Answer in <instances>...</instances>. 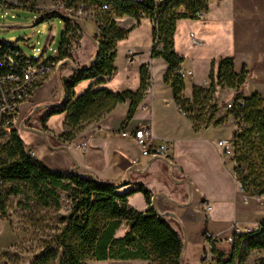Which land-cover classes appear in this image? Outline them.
<instances>
[{"label":"trees","instance_id":"1","mask_svg":"<svg viewBox=\"0 0 264 264\" xmlns=\"http://www.w3.org/2000/svg\"><path fill=\"white\" fill-rule=\"evenodd\" d=\"M210 1L163 0L156 5L153 0L140 4L125 0H86L93 6L107 3L113 12L97 10L94 18L99 33L90 38L95 52L92 61L84 68L72 66L69 62L73 59L72 43L79 40L85 30L78 18L61 17L65 30L57 56L45 61L52 64L60 62L58 70H71V76L61 80V103L48 113V117L65 115L66 130L57 140L71 143L87 125L101 121L120 104L129 105L124 122L132 120L149 88L148 65L140 67V87L135 93L112 92L100 86L114 76L116 44L128 34V30L116 26L115 19L129 17L139 20L142 16L155 26L150 58L167 64L163 81L172 89L178 110L192 122L196 132L206 129L218 111L214 100L217 91L223 88L233 90L232 108L228 110L225 106V109L236 128L231 138L234 180L249 198L264 199V100L258 94L249 98L242 96L248 73L242 70L236 74L233 61L221 59L211 64L207 88L194 87L191 100L183 96L184 81L178 74L183 59L173 47L175 23L179 20H203ZM72 4L70 2L68 6L72 7ZM40 14L36 24L58 16L56 11ZM85 81L93 83L75 96L74 89ZM223 120L216 121L214 125H221ZM31 153L15 133L0 144V190L6 185H25L31 191L32 199L26 196L25 204L18 206L28 211L27 220L35 230L50 232L37 241L39 254L29 264H87L88 261L184 264L181 235L156 214L150 206L151 193L143 186L120 192L124 184L103 183L87 174L51 172L42 163L33 161ZM12 193L18 195L19 192L14 190ZM136 193H140L149 205L147 211L138 212L129 207L128 199ZM31 201L36 205L35 210L29 206ZM0 203V217L4 219L6 210ZM42 210L47 211L44 216H40ZM49 212L54 214L50 219L52 226L50 222L46 224ZM211 248L217 264H235L236 260L243 262L250 251H264V219L249 234L235 237L231 253L219 252L213 244ZM5 255H2L3 260ZM14 259L19 264L20 260Z\"/></svg>","mask_w":264,"mask_h":264},{"label":"crops","instance_id":"2","mask_svg":"<svg viewBox=\"0 0 264 264\" xmlns=\"http://www.w3.org/2000/svg\"><path fill=\"white\" fill-rule=\"evenodd\" d=\"M115 23L119 29L128 30V34L116 44L114 76L100 87L112 92L135 93L140 87V67L147 64L150 84L144 100L131 121L124 122L128 103L117 105L101 121L87 125L71 143L57 140L66 130L65 115L52 117L45 123V130L57 145L51 152L39 147V156L50 160L59 155L64 172L76 166L77 174L92 175L103 183L112 181V185L124 184L120 192L143 186L151 193L150 206L156 214L181 235L184 264L201 263L210 244L205 235L217 239L215 249L219 251L233 225L252 231L264 219L261 199H251L238 190L232 158L221 156L216 147L218 140L232 138L236 130L225 109L233 101L234 92L227 88L217 91L214 100L218 111L206 129L196 132L192 122L178 110L172 89L163 81L167 64L150 58L154 40L150 20L122 17L115 19ZM82 38L78 40L80 44ZM173 47L183 59L181 69L192 73L184 80L185 99L191 100L194 87L209 86L213 62L231 59L236 74L242 70L248 73L242 96L249 98L258 94L264 100V0L210 1L203 20L175 23ZM94 52L91 46H86L81 57L69 63L87 67ZM61 72L65 75L59 77L60 86L62 79L71 76V70L57 69L50 76ZM92 83H80L74 89L75 96ZM39 89L23 106L39 102L35 98ZM219 101L224 102L221 107ZM221 119H224L221 125H214ZM146 126L151 127L155 144L165 142L169 146L168 161L140 157L134 141L120 136ZM82 143H86L85 149L79 148ZM31 151L35 156V151ZM56 151L62 152L53 153ZM39 156H35L37 161ZM134 160L137 161L135 165L132 164ZM128 205L138 212H145L149 207L140 193L132 195Z\"/></svg>","mask_w":264,"mask_h":264},{"label":"rangeland","instance_id":"3","mask_svg":"<svg viewBox=\"0 0 264 264\" xmlns=\"http://www.w3.org/2000/svg\"><path fill=\"white\" fill-rule=\"evenodd\" d=\"M41 10L29 11V10H16L12 13H8L4 18L0 14V42L19 49L26 57L30 59L42 58L47 61L54 59L57 56V50L61 42L62 34L65 30V26L61 17L74 16L80 20L81 25L85 30V34L82 35L83 42L80 44L78 40L72 43V57L77 60L86 50V46H91L92 51H95L94 45L88 38H93L96 30L95 15L97 13L96 6L88 5L86 11L81 16H75L71 11H64L58 9L57 15L48 21L36 24L40 13L50 12V7L57 6L54 0L41 1L39 3ZM47 9V10H46ZM65 75L61 73H55L53 77H50L45 84L40 86L35 96L36 104L28 107L22 105L19 108L21 118L17 123V135L26 149L35 151V156H39V147L41 150L52 151V147L57 145L51 136L45 130V123L52 119L54 116L48 117V113L51 109H55L62 101V91L59 85V77ZM51 76V75H50ZM224 102L219 101L218 104L221 107ZM228 103V102H226ZM21 126H23L21 128ZM62 151H56L53 153H59ZM72 160L71 156H68ZM39 160L43 162L47 169L51 172H64L60 166L61 157L56 155L50 160L45 156H39ZM38 160V162H40ZM41 163V162H40ZM112 184V181L109 182ZM17 190L18 195L12 192ZM32 199L31 191L25 185H6L0 190V202L4 204L6 210V217L3 219L0 217V264H16L15 261L18 258L19 264H29L30 261L39 254L37 250V241L42 235H47L49 231H38L27 220L28 211H24L18 205L25 204V198ZM1 204V203H0ZM260 204L264 207V199H261ZM31 210H35L36 205L33 201L29 203ZM46 210L40 211L44 216ZM64 214L65 212H59ZM53 212L47 214L46 224L52 226L50 219L53 217ZM54 222V221H53ZM47 226L43 225L42 227ZM34 235V236H33ZM33 236V237H32ZM43 238V237H42ZM35 239V241H34ZM225 242V240H224ZM219 252L224 254L231 253V249L228 244L223 243V246L219 248ZM5 255V259H2V255ZM203 255V254H202ZM7 258V259H6ZM87 264H149L144 261L135 262H93L88 261ZM185 264H202L200 261ZM235 264H264V251L253 250L250 251L243 262L235 261Z\"/></svg>","mask_w":264,"mask_h":264},{"label":"built area","instance_id":"4","mask_svg":"<svg viewBox=\"0 0 264 264\" xmlns=\"http://www.w3.org/2000/svg\"><path fill=\"white\" fill-rule=\"evenodd\" d=\"M41 1H49L52 3L53 0H0L1 17L4 18L8 13L16 10H41V6L39 5ZM125 1L132 4H140L146 0ZM162 1L153 0L156 5ZM70 2H73L72 7L68 6ZM54 3L57 6H51V11H57L58 9H63L64 11L72 10L71 12L77 17L83 15L88 7L86 0H54ZM96 8L102 13L113 12V8L107 3H100ZM139 19L144 18L140 16ZM95 27V33H99L98 27L96 25ZM152 27L155 28L153 24ZM59 65L60 62L52 64L43 61L42 58L30 59L20 50L9 47L4 48L0 42V144L6 142L13 133L17 134L19 108L30 101L33 93L47 81L50 75L58 69ZM178 74L183 81L192 75L191 71L182 69ZM239 103L242 104L243 102L239 101ZM231 108L232 102L226 105V109L230 110ZM180 113L184 115L182 112ZM120 136L134 141L139 149L140 157L168 161L169 146L165 142L159 144L154 143L155 138L150 126L139 127L130 133H121ZM86 147V143H82L79 146L80 149H85ZM216 147L220 150L221 156H233L231 138L218 140ZM31 156L33 161H37L32 153ZM136 163V160L132 161L133 165ZM238 190L240 191L239 187ZM250 232L251 230L243 229L237 224L233 225L231 233L225 239V242L232 250L235 237L242 234H249ZM204 238L210 244L204 252L201 263L217 264L216 256L211 248V244L215 246L217 239L210 234L205 235Z\"/></svg>","mask_w":264,"mask_h":264},{"label":"water","instance_id":"5","mask_svg":"<svg viewBox=\"0 0 264 264\" xmlns=\"http://www.w3.org/2000/svg\"><path fill=\"white\" fill-rule=\"evenodd\" d=\"M91 61H92V60H91ZM22 127H23V126H21V128H22ZM75 170H76V166H75L74 168H72V169L69 170V174H70V175L76 174Z\"/></svg>","mask_w":264,"mask_h":264}]
</instances>
